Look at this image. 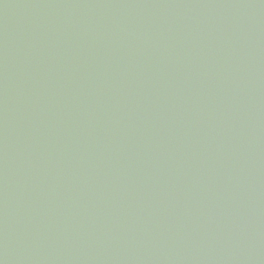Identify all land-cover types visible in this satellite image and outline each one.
Masks as SVG:
<instances>
[{"label": "water", "instance_id": "water-1", "mask_svg": "<svg viewBox=\"0 0 264 264\" xmlns=\"http://www.w3.org/2000/svg\"><path fill=\"white\" fill-rule=\"evenodd\" d=\"M0 264H264V0H0Z\"/></svg>", "mask_w": 264, "mask_h": 264}]
</instances>
